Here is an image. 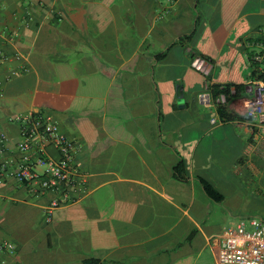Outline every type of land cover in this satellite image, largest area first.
Here are the masks:
<instances>
[{"label":"crops","instance_id":"obj_1","mask_svg":"<svg viewBox=\"0 0 264 264\" xmlns=\"http://www.w3.org/2000/svg\"><path fill=\"white\" fill-rule=\"evenodd\" d=\"M263 29L264 0H0V52L16 57L0 67L5 154L9 117L50 115L86 177L50 222V195L0 184V241L15 245L0 264H216L225 228L264 219V156L243 124ZM211 85L242 120L209 123L196 97Z\"/></svg>","mask_w":264,"mask_h":264},{"label":"built area","instance_id":"obj_2","mask_svg":"<svg viewBox=\"0 0 264 264\" xmlns=\"http://www.w3.org/2000/svg\"><path fill=\"white\" fill-rule=\"evenodd\" d=\"M168 1L176 3L177 0ZM260 32L261 37L250 43L247 53L251 90L243 124L249 141L257 142L264 156V29ZM13 58L16 57L0 52V67ZM17 74L16 70H11L7 80ZM2 97L0 90V99ZM196 99L215 111L216 116L209 121L211 125L226 123L217 111V105L225 101L223 95L215 99L207 88L198 93ZM8 121L18 126V140L13 146L15 157L5 154L8 138L0 132V184L14 181L35 199L50 195L49 203L43 208L46 222H50L55 210L74 202L79 192L85 193L86 177L75 160L79 146L60 131L50 115L28 111L9 117ZM50 148L55 150V158L48 154ZM217 238L220 247L216 264H264V219L251 218L247 224L229 226ZM210 240L214 241L215 237ZM14 251L13 243L0 241V253L12 255Z\"/></svg>","mask_w":264,"mask_h":264},{"label":"trees","instance_id":"obj_3","mask_svg":"<svg viewBox=\"0 0 264 264\" xmlns=\"http://www.w3.org/2000/svg\"><path fill=\"white\" fill-rule=\"evenodd\" d=\"M213 95V97L215 99H218V97L220 95H223L225 98V101L223 103H220L217 105V111L218 114L220 116V118L224 121V122H230V121H234V120H242L244 117L237 115L236 113H234L233 111H231L228 107V104L230 103V101L234 98L233 96L230 95V89L229 86H224L221 87L219 85H211L208 87ZM237 90H239L237 88ZM175 175L177 179H184L185 178V173L183 170V166H179V168H177L175 170ZM201 185L203 187V190L205 192V194L214 202H220L222 200V196L219 194V192L213 187L211 186L209 183L200 180ZM83 264H95V261H84Z\"/></svg>","mask_w":264,"mask_h":264}]
</instances>
